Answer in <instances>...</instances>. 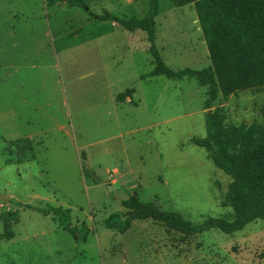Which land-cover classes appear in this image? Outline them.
<instances>
[{
  "label": "rangeland",
  "instance_id": "rangeland-1",
  "mask_svg": "<svg viewBox=\"0 0 264 264\" xmlns=\"http://www.w3.org/2000/svg\"><path fill=\"white\" fill-rule=\"evenodd\" d=\"M84 1L93 14L128 18L149 7V0ZM159 10L156 46L166 65L211 66L193 5L159 0ZM98 26L64 3L0 0V155L25 138L34 152L22 164L0 157V198L8 197L0 215L19 214L14 238L0 241V264H264L263 220L187 239L152 220H136L124 234L102 226L134 194L193 224L232 211L222 206L231 178L191 143L206 136L208 87L195 78L142 79L153 69L146 33L113 23V32L94 38ZM217 108L227 124L264 125V88L219 95ZM29 206L69 209L72 226L90 228L86 241Z\"/></svg>",
  "mask_w": 264,
  "mask_h": 264
},
{
  "label": "trees",
  "instance_id": "trees-1",
  "mask_svg": "<svg viewBox=\"0 0 264 264\" xmlns=\"http://www.w3.org/2000/svg\"><path fill=\"white\" fill-rule=\"evenodd\" d=\"M168 1L174 7L193 5L211 66L201 70L188 67L173 70L166 65L156 46L159 0H149L148 11L143 18L119 17L108 11L96 15L84 0H43L47 7L64 3L68 8L83 9L99 24L98 28L90 31L94 38L113 32V23L130 33H146L153 69L143 75L142 79L157 76L173 80L195 78L200 86L208 87L204 104L207 110L206 136L194 137L191 143L203 148L213 164L231 178L222 203L223 207L231 209V215L208 217L201 224H193L180 213L162 210L154 202H142L134 194L121 202L124 213L112 214L102 222V226L124 234L134 221L152 220L161 223L168 230L180 233L186 239L211 230L231 235L242 231L256 220L264 221V125H230L225 122L226 111L223 108H211L219 95L228 97L239 91L264 88V0ZM79 32L80 30H76L68 37ZM128 94H132V89H129ZM124 97L123 94L117 96V101H123ZM22 147L27 152H23ZM4 148L0 157L4 159L5 165L22 164L26 160L34 159L33 146L29 139L10 141ZM28 208L44 216H56L59 225L77 243L85 242L90 233L87 226H72L69 209ZM18 218L17 211L0 215L4 226L0 241L14 238L12 222L18 221Z\"/></svg>",
  "mask_w": 264,
  "mask_h": 264
},
{
  "label": "water",
  "instance_id": "water-1",
  "mask_svg": "<svg viewBox=\"0 0 264 264\" xmlns=\"http://www.w3.org/2000/svg\"><path fill=\"white\" fill-rule=\"evenodd\" d=\"M0 199H2L3 201H8V197H1Z\"/></svg>",
  "mask_w": 264,
  "mask_h": 264
}]
</instances>
